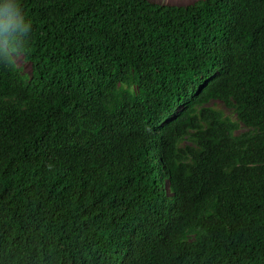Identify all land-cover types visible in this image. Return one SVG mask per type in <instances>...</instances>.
Wrapping results in <instances>:
<instances>
[{"label":"trees","instance_id":"obj_1","mask_svg":"<svg viewBox=\"0 0 264 264\" xmlns=\"http://www.w3.org/2000/svg\"><path fill=\"white\" fill-rule=\"evenodd\" d=\"M19 3L0 264H264V0Z\"/></svg>","mask_w":264,"mask_h":264},{"label":"clouds","instance_id":"obj_2","mask_svg":"<svg viewBox=\"0 0 264 264\" xmlns=\"http://www.w3.org/2000/svg\"><path fill=\"white\" fill-rule=\"evenodd\" d=\"M31 29L19 0H0V66L15 65L26 48Z\"/></svg>","mask_w":264,"mask_h":264},{"label":"rangeland","instance_id":"obj_3","mask_svg":"<svg viewBox=\"0 0 264 264\" xmlns=\"http://www.w3.org/2000/svg\"><path fill=\"white\" fill-rule=\"evenodd\" d=\"M157 3H167V4H176V5H192L195 1L197 0H154ZM19 66H22L25 71L30 72L31 71V65L30 63L26 62L23 58V56L21 55L17 62H16ZM208 106H212L214 108H219L221 110H223L225 113H228V110L225 108V106L218 101H211L207 104Z\"/></svg>","mask_w":264,"mask_h":264}]
</instances>
